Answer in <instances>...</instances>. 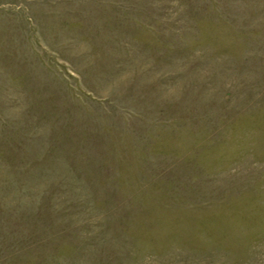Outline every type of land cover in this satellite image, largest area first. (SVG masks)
<instances>
[{
    "label": "rangeland",
    "instance_id": "rangeland-1",
    "mask_svg": "<svg viewBox=\"0 0 264 264\" xmlns=\"http://www.w3.org/2000/svg\"><path fill=\"white\" fill-rule=\"evenodd\" d=\"M0 264H264V0H0Z\"/></svg>",
    "mask_w": 264,
    "mask_h": 264
}]
</instances>
